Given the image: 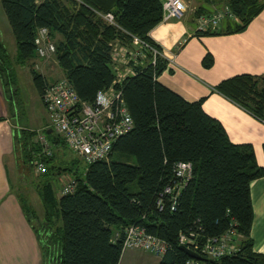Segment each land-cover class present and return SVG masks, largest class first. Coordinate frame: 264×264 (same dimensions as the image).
Listing matches in <instances>:
<instances>
[{
    "label": "trees",
    "instance_id": "trees-1",
    "mask_svg": "<svg viewBox=\"0 0 264 264\" xmlns=\"http://www.w3.org/2000/svg\"><path fill=\"white\" fill-rule=\"evenodd\" d=\"M1 2L16 40L19 63L25 66L38 56L35 38L38 29L46 27L56 41L58 64L81 100L93 103L100 90L114 86L122 90L134 120L132 130L114 143L109 159L91 164L76 154L64 159L59 151L70 149L49 125L42 133L53 147L52 155H44L37 141L39 130L23 127L16 131L15 151L22 161L33 170L35 158L42 153L47 165V171L36 180L44 214L40 216L20 195L29 220H38L47 234L43 264H120L124 230L132 224L143 226L167 243L159 264H186L191 259L181 248V233H194L202 247L208 239L227 233L231 224L236 230L235 241L241 239L236 253L212 259L201 247L190 244L189 248L205 258L204 264H264V254L254 251L251 238L254 211L250 184L264 176L253 146L234 143L223 124L204 110V99L189 102L159 82L168 60L159 54L153 64L151 49H146L145 64L140 63L141 58L131 63L135 74L115 83V41L132 46L139 38L163 52L150 36L163 22L161 0ZM227 4L222 11L228 14L220 27L197 30L198 36L241 32L264 10V0H228ZM108 12L114 14L116 25L99 14ZM200 13L196 11L198 16L205 15ZM214 61L208 52L203 65L210 68ZM14 70L10 53L0 41V74L9 97L19 106ZM30 71L43 97L49 81L33 66ZM215 90L264 121V76L236 75L221 81ZM177 162H191L194 176L175 210L170 195L164 196L160 209L158 200L173 180ZM64 173L77 181L73 193L62 194L60 187L56 188L55 176ZM56 218L62 219V225Z\"/></svg>",
    "mask_w": 264,
    "mask_h": 264
},
{
    "label": "crops",
    "instance_id": "crops-1",
    "mask_svg": "<svg viewBox=\"0 0 264 264\" xmlns=\"http://www.w3.org/2000/svg\"><path fill=\"white\" fill-rule=\"evenodd\" d=\"M227 3L228 0H190L191 10L185 18L161 22L151 31L150 36L163 48L162 56L168 60L167 68L158 80L189 102L204 99V110L223 124L234 143L251 144L258 164L264 166V121L215 90L221 81L236 75L264 76V10L241 32L196 34V11L213 14L225 10ZM1 28L0 41L4 43L5 32ZM120 46L131 51H143L137 43ZM208 52L215 59L210 68L203 65ZM120 58L116 61V73L122 76L135 74L131 64L122 61L125 56ZM139 58L140 63L145 64V57ZM63 75L66 78L64 72ZM9 94L0 74V264H43L47 234L40 228L38 220H29L20 194L10 178L9 160L13 167L18 166L19 161L14 145L15 134L25 126L17 123V102L12 101ZM29 128L40 130V127ZM250 189L254 211L251 228L253 248L255 252L264 254V176L253 180ZM236 239L239 247L241 239ZM136 251L144 250H124L120 264L125 255L129 261L137 260L134 259ZM153 256L152 259L146 258L145 262L159 264L161 257Z\"/></svg>",
    "mask_w": 264,
    "mask_h": 264
},
{
    "label": "built area",
    "instance_id": "built-area-1",
    "mask_svg": "<svg viewBox=\"0 0 264 264\" xmlns=\"http://www.w3.org/2000/svg\"><path fill=\"white\" fill-rule=\"evenodd\" d=\"M163 8V22L181 20L188 12V0H161ZM109 23L115 24L113 13H99ZM228 14L225 11H217L213 14H205L197 17V30L206 31L220 27L222 20ZM231 15V14H229ZM134 43L141 46L143 51L124 49L119 41L113 43V61L125 59L126 64L137 63L139 57H146V49L153 50V64L156 56L161 54L157 49L150 48L148 44L139 38ZM37 54L41 58L56 54L57 46L52 39L50 30L46 27L37 31L35 38ZM130 75V74H126ZM126 75L117 74L115 83H121ZM42 100L49 115V126L61 136L69 149L82 158L86 164L99 160H108L116 140L128 133L134 127L133 117L126 105L121 89L112 86L108 90H100L93 103L81 100L77 90L67 78L49 83L46 86ZM37 141L43 147L44 155H52V145L39 133ZM39 153L34 161V170L40 175L47 171V165ZM194 176V165L191 162H177L173 170V180L165 188L158 200L160 209L164 206V196L170 195L172 209L175 210L178 199ZM60 192L62 194L73 193L76 190L75 179L61 181ZM231 229L224 235L208 239L204 245L196 240L194 233L180 234V243L196 249L201 247L202 252L212 259L234 254L239 247L235 243L236 230L231 224ZM123 247L126 249H141L158 257H162L168 249L167 243L157 235L147 232L140 225L132 224L125 228ZM195 250V249H194ZM186 264H204L202 261L191 258Z\"/></svg>",
    "mask_w": 264,
    "mask_h": 264
},
{
    "label": "rangeland",
    "instance_id": "rangeland-1",
    "mask_svg": "<svg viewBox=\"0 0 264 264\" xmlns=\"http://www.w3.org/2000/svg\"><path fill=\"white\" fill-rule=\"evenodd\" d=\"M189 1L190 0H188V5H189ZM190 6L188 8V11L191 10ZM1 26L5 32L4 40H3L4 45L7 47L10 53L11 65L15 69L14 71L16 74V83L18 86V93L16 100L19 99V103H18L19 106H17V108L19 109V114H17V118H16L17 123L18 124L21 123L25 127H32V128L40 127L39 132L43 134L42 130L46 128V126H48L49 124V115L42 100V97L40 96L34 84L30 69L33 66L42 74H44L47 77V79L51 81V83L60 81L64 78L62 69L58 64L55 54H52L49 57H45V58H41L37 56L35 59L30 61L25 66H23L21 63L17 61L16 40L0 0V27ZM52 39L56 44L55 39L54 38ZM115 65H116V61H113L114 69H115ZM59 154L62 157H64V159H69L76 156L70 150H67V152L65 153L63 149L59 151ZM17 155L19 157V161L17 163L18 166L13 167L12 161L9 160V169H10L9 172H10L11 182L17 188L19 194L26 198L25 200L28 203V205L32 209L34 208L38 212V214L42 216L44 214V207L36 187V180L39 179L38 178L39 175L35 172L34 169L33 170L30 169L29 164H25L22 161L19 154ZM131 162L134 163L135 160L133 159L131 160ZM79 165L81 168H85V164L80 163ZM71 179L74 178L66 173L62 174L59 177L58 175L55 176L56 188H58V186L60 187L62 180L67 182V180L69 181ZM55 222L62 225V219H59L58 221L56 218ZM134 250H141V249H134ZM135 253L136 254L134 256V259L137 260L132 259L134 261H129L128 258H126L127 255H125L122 260V264H153L151 261L145 262L146 258L152 259L154 257L153 254L147 253L145 251H138V252L136 251ZM141 254L144 256H142Z\"/></svg>",
    "mask_w": 264,
    "mask_h": 264
},
{
    "label": "water",
    "instance_id": "water-1",
    "mask_svg": "<svg viewBox=\"0 0 264 264\" xmlns=\"http://www.w3.org/2000/svg\"><path fill=\"white\" fill-rule=\"evenodd\" d=\"M181 248L183 250H185L191 258H194V259H197V260H200V261H204L205 260V258L200 253H198L195 250H192L191 248L187 247L186 245H181Z\"/></svg>",
    "mask_w": 264,
    "mask_h": 264
}]
</instances>
